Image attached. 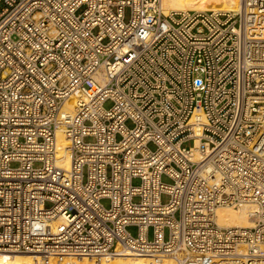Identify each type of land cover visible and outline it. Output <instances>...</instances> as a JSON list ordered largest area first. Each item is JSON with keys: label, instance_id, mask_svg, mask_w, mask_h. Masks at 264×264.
<instances>
[{"label": "built area", "instance_id": "obj_1", "mask_svg": "<svg viewBox=\"0 0 264 264\" xmlns=\"http://www.w3.org/2000/svg\"><path fill=\"white\" fill-rule=\"evenodd\" d=\"M1 251L264 264V0H0Z\"/></svg>", "mask_w": 264, "mask_h": 264}, {"label": "bare ground", "instance_id": "obj_2", "mask_svg": "<svg viewBox=\"0 0 264 264\" xmlns=\"http://www.w3.org/2000/svg\"><path fill=\"white\" fill-rule=\"evenodd\" d=\"M161 9L164 13L169 11L184 10H226L238 11L239 0H161ZM74 96L69 97L64 107L73 106ZM70 108V107H69ZM57 142L61 154L64 156V166L68 167V151L65 149L69 145L65 140L61 131L57 132ZM246 209V210H245ZM234 212L231 207H219L215 210V221L219 226H252V222L248 216V209H239ZM0 253V264H177L170 258H154L146 255L114 253L97 257H42L30 253ZM24 256H23V255Z\"/></svg>", "mask_w": 264, "mask_h": 264}, {"label": "rangeland", "instance_id": "obj_3", "mask_svg": "<svg viewBox=\"0 0 264 264\" xmlns=\"http://www.w3.org/2000/svg\"><path fill=\"white\" fill-rule=\"evenodd\" d=\"M128 16V11H126V17ZM105 106L106 107H108L109 106V103H106L105 104ZM149 147L151 148V149H153L154 148V146H153V144H149ZM163 180L164 181H168V179L166 178V177H164L163 178ZM133 184H138L139 183V180L138 179H133ZM103 203L105 204V205H108V201L107 200H103ZM232 210L234 211V212H239L240 210H237V209H234V208H232ZM246 210V209H245ZM128 230L133 234V235H135L136 234V228L135 227H129L128 228ZM149 237H151V232H150V234H149ZM0 253H2V252H0ZM3 253H7V252H3ZM9 253H13V252H9ZM16 254V253H15ZM18 254V253H17ZM23 255V254H22ZM25 255V254H24ZM23 255V256H24ZM53 255H50V256H46V257H52ZM70 255H67L66 257H69ZM61 257H65V256H61ZM70 257H73V256H70ZM74 257H77V256H74ZM80 257H83V256H80ZM84 257H86V256H84ZM93 257H97V256H93ZM88 258V257H87ZM154 258H156V257H154ZM157 258H166V257H157ZM168 258H170V257H167L166 259H168ZM170 260H173L172 258H170ZM174 262H175V260H174Z\"/></svg>", "mask_w": 264, "mask_h": 264}]
</instances>
